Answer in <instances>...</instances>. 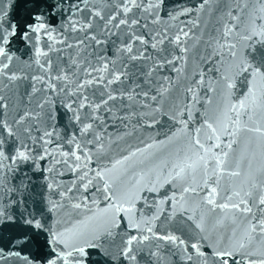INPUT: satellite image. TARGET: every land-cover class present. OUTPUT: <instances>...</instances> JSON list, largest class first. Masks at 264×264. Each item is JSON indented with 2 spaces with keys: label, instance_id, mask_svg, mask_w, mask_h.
<instances>
[{
  "label": "snow or ice",
  "instance_id": "snow-or-ice-1",
  "mask_svg": "<svg viewBox=\"0 0 264 264\" xmlns=\"http://www.w3.org/2000/svg\"><path fill=\"white\" fill-rule=\"evenodd\" d=\"M0 224L43 264H264V0H0Z\"/></svg>",
  "mask_w": 264,
  "mask_h": 264
},
{
  "label": "water",
  "instance_id": "water-1",
  "mask_svg": "<svg viewBox=\"0 0 264 264\" xmlns=\"http://www.w3.org/2000/svg\"><path fill=\"white\" fill-rule=\"evenodd\" d=\"M8 2H9V3H11V2H12V0H8ZM6 6H7V4L5 5V7H6Z\"/></svg>",
  "mask_w": 264,
  "mask_h": 264
}]
</instances>
